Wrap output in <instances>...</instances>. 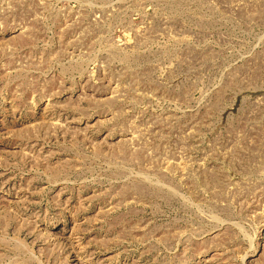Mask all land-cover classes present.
<instances>
[{
	"label": "rangeland",
	"instance_id": "374dc122",
	"mask_svg": "<svg viewBox=\"0 0 264 264\" xmlns=\"http://www.w3.org/2000/svg\"><path fill=\"white\" fill-rule=\"evenodd\" d=\"M0 264H264V0H0Z\"/></svg>",
	"mask_w": 264,
	"mask_h": 264
}]
</instances>
